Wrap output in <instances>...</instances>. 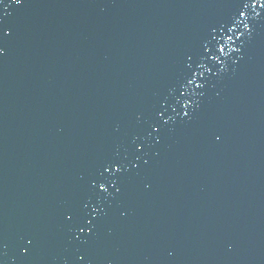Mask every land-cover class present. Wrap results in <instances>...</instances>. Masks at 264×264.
<instances>
[{"label":"water","instance_id":"1","mask_svg":"<svg viewBox=\"0 0 264 264\" xmlns=\"http://www.w3.org/2000/svg\"><path fill=\"white\" fill-rule=\"evenodd\" d=\"M0 264H264V0H0Z\"/></svg>","mask_w":264,"mask_h":264},{"label":"snow or ice","instance_id":"2","mask_svg":"<svg viewBox=\"0 0 264 264\" xmlns=\"http://www.w3.org/2000/svg\"><path fill=\"white\" fill-rule=\"evenodd\" d=\"M14 2L16 4H19V3H21V0H14ZM108 170L109 169H105V171H108ZM115 171L119 172L120 171V168L119 167H116ZM99 188H100L101 191H106V189L104 188V184L102 182L99 184ZM80 231L83 232L84 231V228H81Z\"/></svg>","mask_w":264,"mask_h":264}]
</instances>
